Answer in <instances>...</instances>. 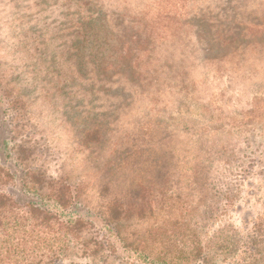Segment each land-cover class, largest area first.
Here are the masks:
<instances>
[{
    "label": "rangeland",
    "instance_id": "obj_1",
    "mask_svg": "<svg viewBox=\"0 0 264 264\" xmlns=\"http://www.w3.org/2000/svg\"><path fill=\"white\" fill-rule=\"evenodd\" d=\"M93 1L0 0V143L11 121L20 135L29 120L45 140L44 166L65 177L63 192L78 187L81 210L120 231L102 205L127 196L147 214L126 222L135 237L155 227L179 235L185 226L174 222L196 223L230 174L221 164L232 167L234 141L264 128V0ZM91 58L101 68L94 81ZM0 162L15 167L4 148ZM14 180L1 178L0 191L19 197ZM232 181L226 219L208 235L222 224L243 235L264 218L263 182ZM238 247L234 257L252 254Z\"/></svg>",
    "mask_w": 264,
    "mask_h": 264
},
{
    "label": "trees",
    "instance_id": "obj_2",
    "mask_svg": "<svg viewBox=\"0 0 264 264\" xmlns=\"http://www.w3.org/2000/svg\"><path fill=\"white\" fill-rule=\"evenodd\" d=\"M92 1L89 0V5ZM103 13H106L105 8ZM130 52L125 51L126 54ZM93 60L90 59L89 81L97 80L101 69ZM9 108L10 105L4 103V111ZM24 122L28 129L17 135L13 131L14 128L17 131V127L11 121L10 136L0 143V151L4 148L15 166L8 170L0 162V181L7 176L11 181L15 179L20 188L19 197L9 191H0V264H183L184 259L185 264H264V218L253 223L252 230L243 235L232 225L224 224L216 228L213 235L207 232V227L212 226L215 219H226L225 204L235 188L233 178L236 182L251 174L264 184V128L252 135H240L234 141L233 149L239 147L231 155L232 167L227 162L221 164V168L230 174L218 183L219 190L218 187L212 188L211 196L204 197L203 206L196 210V223L192 227L182 220L174 222L183 224L180 228L185 226V231L179 235L168 231L169 228L155 227L135 237V229L126 222L143 221L147 217L145 204L122 196L112 197L102 205L107 215L123 223V234L108 216L90 209L81 210L83 203L78 187L68 183L70 189L63 192L64 176L44 166L47 159L45 140L40 135L42 131L33 130L27 119ZM219 154L223 156L222 151ZM138 163L134 157L132 164ZM206 177L200 181L207 182ZM229 179L232 184L227 183ZM105 191L108 188L105 187ZM46 200L54 203V209L48 207ZM59 206L61 210L56 214L54 210ZM148 210L153 213L151 208ZM216 234L219 236L214 237ZM204 235L207 240L202 239ZM128 237L133 240L128 241ZM178 243L182 244L181 248L177 247ZM240 245L252 254L234 257L232 254L240 250L237 248ZM249 258V262L245 261Z\"/></svg>",
    "mask_w": 264,
    "mask_h": 264
}]
</instances>
